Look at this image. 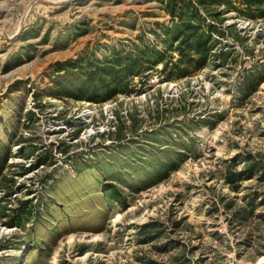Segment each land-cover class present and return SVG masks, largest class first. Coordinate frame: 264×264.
Masks as SVG:
<instances>
[{"label":"rangeland","instance_id":"obj_1","mask_svg":"<svg viewBox=\"0 0 264 264\" xmlns=\"http://www.w3.org/2000/svg\"><path fill=\"white\" fill-rule=\"evenodd\" d=\"M220 7L204 66L95 103L87 63L165 51L162 4L0 0V264H264V17Z\"/></svg>","mask_w":264,"mask_h":264},{"label":"trees","instance_id":"obj_2","mask_svg":"<svg viewBox=\"0 0 264 264\" xmlns=\"http://www.w3.org/2000/svg\"><path fill=\"white\" fill-rule=\"evenodd\" d=\"M158 1L162 4L163 12L170 18L169 26L162 28L164 31L162 43L165 45V51L143 49L140 52H135L113 49L111 59L102 63H87L84 73L86 80L80 83L78 88L85 91L88 101L99 103L113 98L117 94L129 95L132 92L130 82L133 78L143 79L142 75L150 72L157 65H160L165 70L171 64L170 68L174 67L172 71L178 70V64L185 65L186 68L204 66L211 56L210 52L213 48V45L209 44L211 35H220L216 26L208 24L207 19H212L213 15H218L217 10L221 8V5L227 11H234L251 19L259 16L264 17V0H241L242 5L245 7L244 10L233 7L230 0ZM171 51L179 54L180 58L178 61L171 63L170 59L172 60V57L168 55ZM78 63H80L78 60L56 63L55 72H62L66 69L64 67L67 64L73 69ZM184 71L179 70L178 74H185ZM21 151L22 149L20 148L19 153ZM54 162L55 159L51 158V155L39 156V159L26 168L23 173L35 167L53 165ZM248 171L251 172L252 169ZM228 179L231 181L230 178ZM11 193L12 190L8 189V196ZM18 202V208L13 210L16 214L15 217L4 224L8 228H21L22 226L23 215L26 213L21 212L20 208H25L26 201Z\"/></svg>","mask_w":264,"mask_h":264},{"label":"water","instance_id":"obj_3","mask_svg":"<svg viewBox=\"0 0 264 264\" xmlns=\"http://www.w3.org/2000/svg\"><path fill=\"white\" fill-rule=\"evenodd\" d=\"M6 229L3 227H0V232H4Z\"/></svg>","mask_w":264,"mask_h":264}]
</instances>
